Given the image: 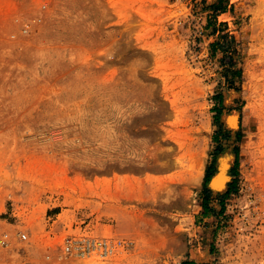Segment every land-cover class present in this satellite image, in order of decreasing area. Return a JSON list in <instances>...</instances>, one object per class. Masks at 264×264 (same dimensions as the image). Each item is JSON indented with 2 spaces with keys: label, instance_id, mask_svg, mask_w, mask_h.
Here are the masks:
<instances>
[{
  "label": "rangeland",
  "instance_id": "374dc122",
  "mask_svg": "<svg viewBox=\"0 0 264 264\" xmlns=\"http://www.w3.org/2000/svg\"><path fill=\"white\" fill-rule=\"evenodd\" d=\"M215 1L0 0V264H264V0Z\"/></svg>",
  "mask_w": 264,
  "mask_h": 264
},
{
  "label": "built area",
  "instance_id": "2783aa9c",
  "mask_svg": "<svg viewBox=\"0 0 264 264\" xmlns=\"http://www.w3.org/2000/svg\"><path fill=\"white\" fill-rule=\"evenodd\" d=\"M16 238L26 241L29 239V234L24 231H17L14 234L0 225L1 248L12 249ZM116 246L114 241L103 236H84L80 238L68 236L63 244L62 252L79 258L98 256L101 259H105L115 253L117 250Z\"/></svg>",
  "mask_w": 264,
  "mask_h": 264
},
{
  "label": "trees",
  "instance_id": "16d2710c",
  "mask_svg": "<svg viewBox=\"0 0 264 264\" xmlns=\"http://www.w3.org/2000/svg\"><path fill=\"white\" fill-rule=\"evenodd\" d=\"M227 0H216L214 3L211 4V8L214 11L218 12H226L228 10V4H225ZM216 16V15H215ZM216 22V19H215ZM214 24L213 19L210 17L208 25ZM226 23H222L224 25ZM230 38L229 42H225L226 38ZM240 41L238 38L233 34H224L222 35L216 42L212 43V47L214 49V52H216L218 49L222 53V59H221V67L224 71V75L229 78L230 83H234L236 77H239L242 73V70L240 67H238V61L236 60V55H240V49H239ZM221 97V96H220ZM218 109V113L221 112V107H216ZM222 129V128H221ZM213 164H211L207 169V175H206V183L210 179V176L213 173ZM205 200H204V206L207 209L209 207V196L210 191L205 186ZM183 264H198L194 260H186L183 262Z\"/></svg>",
  "mask_w": 264,
  "mask_h": 264
},
{
  "label": "bare ground",
  "instance_id": "6f19581e",
  "mask_svg": "<svg viewBox=\"0 0 264 264\" xmlns=\"http://www.w3.org/2000/svg\"><path fill=\"white\" fill-rule=\"evenodd\" d=\"M226 14H227V12H226ZM224 16V15H223ZM222 18H226V17H222ZM232 98V97H231ZM226 120L232 125V126H234V127H237V129L239 128V112L238 113H236V112H234V113H232V114H230L227 118H226ZM225 120V121H226ZM226 125V124H225ZM229 128V127H228ZM233 131V130H232ZM231 134V133H230ZM230 145V144H229ZM230 158V157H229ZM230 160V159H229ZM229 160L227 159L226 161H227V164H230V162H229ZM231 161H232V159H231ZM230 166V165H229ZM226 167V166H225ZM228 175V174H227ZM231 178V177H230ZM226 177H225V175L223 176V175H221L219 178H217L216 179V181L217 182H219V184H224L225 185V182H226ZM216 189V188H215ZM212 192V191H211ZM213 193V192H212ZM214 202V201H213ZM209 254V253H208ZM196 255V254H195ZM205 257V256H204Z\"/></svg>",
  "mask_w": 264,
  "mask_h": 264
},
{
  "label": "water",
  "instance_id": "95a60500",
  "mask_svg": "<svg viewBox=\"0 0 264 264\" xmlns=\"http://www.w3.org/2000/svg\"><path fill=\"white\" fill-rule=\"evenodd\" d=\"M221 175L224 176V173L222 172V168L221 170L218 172V174L212 179V187L215 188V187H218L220 184L219 182L216 181L217 178H219Z\"/></svg>",
  "mask_w": 264,
  "mask_h": 264
}]
</instances>
